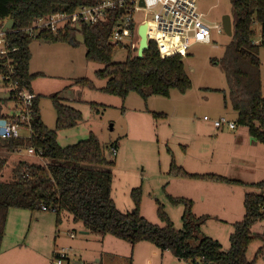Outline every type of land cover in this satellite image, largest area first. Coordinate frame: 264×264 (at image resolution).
Returning a JSON list of instances; mask_svg holds the SVG:
<instances>
[{"label":"rangeland","instance_id":"1","mask_svg":"<svg viewBox=\"0 0 264 264\" xmlns=\"http://www.w3.org/2000/svg\"><path fill=\"white\" fill-rule=\"evenodd\" d=\"M195 2L204 20L210 25L221 24L222 15L231 13V0H195ZM146 17L151 18V15L148 14ZM144 18V13L134 12L136 22ZM253 29L255 32L253 42L258 43L260 24L255 22ZM150 35H155L159 39L162 50L177 48L183 51L177 34L156 33L147 23V38ZM75 38L80 42L78 46L72 48L59 44L56 51H44L41 42L37 39L32 40L30 44L32 57L29 61V70L45 68L46 72L53 73L51 76L36 77L32 81V87L41 95L39 112L42 121L48 128H54L56 113L49 95L60 91V96L65 102L81 112L82 120L75 127L57 130V143L60 146L75 144L79 140L86 139L90 132L94 133L104 147L105 156L114 159V165H81L112 173L111 196L116 207L122 211L132 210L130 192L140 186V214L153 224L163 225L156 213L157 205L160 203L173 222L174 228L180 229L184 207L182 204L170 203L166 195L196 197L198 191L204 192L202 185H207V180L182 178L171 182L167 174L171 158L191 173H217L227 176H230L228 172L232 168L230 162L236 158L234 152L230 151L234 149L233 145L230 141L225 143L232 137H219L216 140L211 128L210 131L208 129V126L212 127L210 123L214 119L224 116L235 121L236 117V112L231 107L225 108L222 103L223 92L226 93L228 89L225 74L219 65L210 62L211 58L222 56L230 37L223 31L217 32L212 29L211 42L194 43L189 46L182 60L191 80V87L184 93L171 89L167 97L150 95L148 100H144L136 92H130L126 101L99 89L105 84V80L97 78L95 72L101 69L103 64L88 61L85 58V46L81 43L80 34L77 33ZM139 39L140 36L134 38L133 43L136 47ZM128 43L129 41H125L124 45L127 46ZM258 55L262 63L261 76L264 80V46L259 48ZM125 58L124 47L115 49L112 55L113 61H123ZM78 77L91 79L96 88L71 86L70 84ZM208 88H217L221 91ZM9 90L10 87L6 86L0 77V98H7ZM15 107L12 101H8L3 105L2 110L12 114L18 111V107L16 109ZM150 111L164 112L166 117L156 118ZM204 115L210 118V123L209 120L207 122L203 119ZM29 134L30 131L26 128L19 130L21 137H27ZM111 143L116 146L115 155L110 151ZM0 157L6 159L0 173V179L4 181L13 179V170L19 161L40 164L46 161L45 158L28 152V147L12 152L1 149ZM238 157L242 158V155L238 154ZM253 174L251 180H261L264 178V169L260 173ZM208 185L220 186V184ZM246 192L264 194L263 189L252 185L245 186L243 194ZM207 198L211 201L216 198L218 205L216 208L213 206L209 208L205 202L194 200L192 212L197 216L205 215L206 218L192 243L195 244L200 236L206 235L218 240L222 249L227 250L229 232L232 231L234 223L228 220L238 218V210L244 212L242 198L239 195L235 197V193L229 190H214V193L209 197L207 195ZM235 198L238 202L229 209L231 211L234 207L235 215L232 217L225 215L222 206ZM202 210L208 213L203 214ZM211 212L216 215H212ZM223 216L227 218L226 221L218 218H224ZM60 218L56 226L55 212L10 208L0 246V264H54L53 253L61 247L67 249L62 264H67L68 261L70 264L98 262L101 264H194L189 261H178L179 259L176 260L177 258L168 250L162 251L147 241L131 245L109 234L102 236L91 232L81 233L82 223L74 222L72 215L65 210L60 213ZM251 229L257 233L264 232L259 221ZM67 232H73L74 236L69 237ZM146 246L154 251L153 255L143 250ZM261 246H263L262 252L258 254L254 264H264L263 241L255 239L247 248L246 257L251 261ZM140 251L145 253L144 259Z\"/></svg>","mask_w":264,"mask_h":264},{"label":"trees","instance_id":"2","mask_svg":"<svg viewBox=\"0 0 264 264\" xmlns=\"http://www.w3.org/2000/svg\"><path fill=\"white\" fill-rule=\"evenodd\" d=\"M103 0H0V20H13V28L28 26L35 18L53 13H71L81 6H93ZM120 8L106 11L96 23H82L78 27L66 25L57 31L41 30L35 36L23 31L9 32L6 40L10 48H15L7 56H0V77L9 73L15 82V89L9 91L7 98H0V118L10 123L26 125L14 113L3 112L2 107L8 101L14 107L21 102L18 95L21 91L32 95L30 108V134L27 137H1L0 150L15 151L30 147L34 153L46 159L44 164L19 161L13 170V179H0V246L4 236L7 213L10 208H23L29 211H40L44 205L47 210H55L56 226L61 218L60 213L67 211L74 222H81L85 230L105 236L107 234L124 240L131 245L147 241L160 250H168L175 258L194 264L200 262L212 264H254L263 246L259 247L254 258L249 261L246 251L255 239L264 244V232L252 231V226L261 218V205L264 194L246 192L243 196L244 214L241 220L232 224L229 248L223 250L220 242L203 235L197 238L200 225L206 216H197L192 212L193 201L184 196L167 194L172 204H182V227L175 229L173 222L158 203L156 213L163 225L149 222L140 212L141 187L133 188L130 196L132 210L118 209L111 196L112 173L108 170L84 167L81 164L114 165V159L105 156L104 147L97 136L90 132L84 140L75 144L60 146L57 143V130L75 127L82 114L75 107L67 104L60 91L52 93L49 98L55 109L56 119L53 129L48 128L39 112L40 94L32 90V81L42 72H30L29 45L37 39L43 43H65L71 47L80 44L76 34L81 36L85 46V58L88 61L103 64L95 75L104 79L105 84L99 89L104 93L124 100L130 92H136L146 100L150 95L169 96L171 89L184 93L191 87L180 53L161 57L154 40H148V48L143 57L137 56V47L125 46L126 58L113 61L115 49L123 48L110 41L114 26L121 19ZM232 35L219 58L210 62L219 65L227 82V92H223L224 107L230 106L236 112L235 122L246 126L248 134L264 145V97L261 84V61L259 48L264 46V0H231ZM260 24V41L253 42L255 34L253 24ZM169 51V50H163ZM71 86L95 89L93 81L86 77L75 78ZM221 91L217 88H208ZM92 104V103H91ZM95 104V103H94ZM92 104V105H94ZM15 107V109H16ZM156 118H164V112L150 111ZM111 143L110 146H112ZM6 159L0 157V173ZM167 174L181 178L202 179L213 182L240 184L241 181L216 173H191L176 164L171 158ZM264 190V178L251 183ZM43 211V210H42ZM101 264V263H86Z\"/></svg>","mask_w":264,"mask_h":264},{"label":"built area","instance_id":"3","mask_svg":"<svg viewBox=\"0 0 264 264\" xmlns=\"http://www.w3.org/2000/svg\"><path fill=\"white\" fill-rule=\"evenodd\" d=\"M103 0L100 3L93 6H81L71 13H53L46 16H39L35 18L28 26L21 29L3 30L5 23L0 20V56L5 57L9 52L15 50L10 48L8 41L6 40V34L9 32L23 31L29 36H35L41 30H51L53 32L58 29L69 25L70 27H78L82 23L93 24L101 19L106 11L120 8L123 13L121 19L112 29L110 35V41L115 44H120L125 47L124 42L129 41V47H135L133 43L135 37H139L137 28L139 23L149 22L151 29L156 33H164L168 35L177 34L179 36V44L183 48V51L177 50V48L169 51H163L160 47V41L155 35H150L147 40H154L157 44V48L161 57L174 55L180 53L186 55L185 52L194 43L206 44L211 42V30L215 29L217 32L223 31L221 24L210 25L204 20L203 14L198 10L195 0ZM134 12L144 13V19L136 22L134 19ZM150 14L151 18L146 17ZM140 25V24H139ZM9 73L4 74L1 79L3 83L10 87V90L15 89V82L11 79V68ZM9 90V91H10ZM18 95L21 102L16 104L18 111L16 115L22 120L26 121V125H21L18 122L10 123L6 120L5 134L1 137H19L20 129L31 130L28 124L30 119V108L32 102V95L28 92L21 91L15 93ZM205 121H211L207 115L203 116ZM212 124L215 128H221L223 126L229 129H235L236 122L229 120L228 118L221 116L212 120ZM110 151L113 155L116 154V147L110 146ZM28 152L34 153L33 149L28 147ZM41 210H47L42 205ZM54 211V208L50 209ZM262 215L259 222L264 229V201L261 205ZM73 236V233H70ZM67 249L61 247L56 249L52 256V263L62 264L66 258Z\"/></svg>","mask_w":264,"mask_h":264},{"label":"crops","instance_id":"4","mask_svg":"<svg viewBox=\"0 0 264 264\" xmlns=\"http://www.w3.org/2000/svg\"><path fill=\"white\" fill-rule=\"evenodd\" d=\"M41 44H42L41 46H43L42 49H44V51H56L59 48V47H57V46H59V44L60 45L61 44L67 45L65 43H43V42H41ZM67 46H69V45H67ZM69 47H71V46H69ZM29 49H30V45H29ZM30 52H31V49H30ZM31 57H32V52H31ZM29 67H30V65H29ZM261 67H262V63H261ZM44 69L45 68H39L36 71L35 70H29V71L30 72H42L43 77L44 76H51L53 74V73L46 72V70H44ZM261 84H262V95L264 97V80H263L262 76H261ZM32 90L34 93L38 94V91L35 90L34 87H32ZM127 96H126V98H127ZM149 97H147L146 100H148ZM126 98L124 99L125 101H126ZM222 103H223V98H222ZM227 107H230V106H227ZM227 107H225V108H227ZM235 119H236V117H235ZM209 123H210V121H209ZM210 124H212V123H210ZM210 128H211L212 134L214 135L216 140L219 137H221V138L230 137V136L232 137V139H230V140L227 139L225 141V143L230 141V143L233 145L234 149H232L230 151L234 152V155L236 156V158L232 162H230V164H231L230 166H232V168H230V170L228 172L229 173L228 175H230V176H227V174H224V173H223L224 174L223 176H226V177L231 178V179L240 180L241 183L237 184V183H227V182H213V181L207 180L206 181L207 185H202L204 192L200 190V191H198V193H199L198 196L195 197L192 195V198L190 196H186V195H184V196L187 198L190 197L191 200L193 201V205H194V200L198 199V200L205 202L209 206V208L211 206L216 208L218 205V203L215 201L216 198H214L213 201H211L209 198H207V195L209 197L210 194L214 193V190H219V191L220 190H223V191L229 190V191H232L233 193H235V197L236 196L238 197V195H239L240 198H242L241 203H243V196L245 194V193L243 194V191H244L245 186L251 185V183L257 182V181L251 180V179H253V178H251L252 175H254L253 173L254 172H255V174L257 172L260 173L262 171V169H264V147H262L264 145L263 144L261 145V143L255 141L248 134L246 126H242V125L238 126V124H237L235 129L232 130V129H229L228 127H223V129H219V128L217 129L212 124V127L208 126L209 131H210ZM214 129L216 131H214ZM238 154H241L242 158L241 157L237 158ZM230 155H232V153ZM237 161H239V162H237ZM192 173H197V172H192ZM220 175H222V174H220ZM168 177L170 178L171 182H172V180L182 179L181 177L170 176V175H168ZM186 179L194 180L193 178H186ZM195 180H200V179H195ZM196 184H199V183H196ZM208 184H220V186L215 187V186H211ZM238 188L243 190V191L238 190ZM191 191H193V190H191ZM175 194H177V193H175ZM236 202H238L237 198L233 199V201L229 200L227 203H224L226 205H223L222 209H224L225 215H231V217H232V215L233 216L235 215L233 213L234 207L231 211L229 209L232 208V205ZM226 210L228 211L227 213L225 212ZM202 211H203L202 212L203 214L208 213V212H204V210H202ZM229 211H230V213H229ZM213 213L214 212H211L212 215H216ZM237 213H238L237 214L238 218H234V219L231 218L230 219L228 217V219H230V220H228V221H230V223H233V222L238 221L239 219L240 220L242 219L244 212L243 211L241 212L238 210ZM223 217L224 218H220V217H218V218L226 221L225 220L226 217L225 216H223ZM260 230H262V228ZM82 231H86L83 228V226H82V230L80 232L82 233ZM70 233H73V232H67V235L72 238L74 235L71 236ZM229 234H230V232H229ZM139 248L143 249L142 247H139ZM145 248L146 249H143L144 251H148V253L151 252V255H153L154 251H152V249H150V247L146 246ZM140 255L143 256V259L145 258L144 252L140 251ZM176 260H178V259H176ZM178 261H181V260H178ZM67 264H70V262L68 261ZM75 264H77V263H75Z\"/></svg>","mask_w":264,"mask_h":264},{"label":"water","instance_id":"5","mask_svg":"<svg viewBox=\"0 0 264 264\" xmlns=\"http://www.w3.org/2000/svg\"><path fill=\"white\" fill-rule=\"evenodd\" d=\"M140 4L142 5V0H140ZM145 23H142L139 25L138 27V35L140 36V39L138 41V46H137V56L138 57H143V52L144 50H146L148 48V40H146L144 43L142 42V35L139 34V29L141 26H143ZM221 25H222V29L223 32L227 35V36H231L232 35V21H231V16L229 14H224L221 17ZM13 27V20H7V22L5 23L3 30H7V29H11ZM5 124H6V119L0 118V136L5 134ZM88 231H82V233H87Z\"/></svg>","mask_w":264,"mask_h":264},{"label":"bare ground","instance_id":"6","mask_svg":"<svg viewBox=\"0 0 264 264\" xmlns=\"http://www.w3.org/2000/svg\"><path fill=\"white\" fill-rule=\"evenodd\" d=\"M147 23H149V22H145V24L143 26H141L139 29V34H141L143 37L142 42H145L148 39L147 38ZM149 25H150V23H149ZM138 27H139V25H138ZM137 30H138V28H137Z\"/></svg>","mask_w":264,"mask_h":264}]
</instances>
